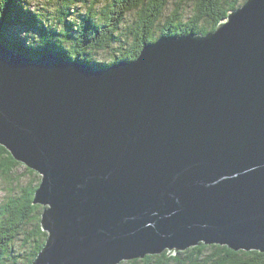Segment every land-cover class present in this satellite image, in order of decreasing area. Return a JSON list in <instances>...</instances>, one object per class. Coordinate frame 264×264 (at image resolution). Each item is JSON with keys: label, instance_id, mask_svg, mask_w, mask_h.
I'll return each mask as SVG.
<instances>
[{"label": "water", "instance_id": "obj_1", "mask_svg": "<svg viewBox=\"0 0 264 264\" xmlns=\"http://www.w3.org/2000/svg\"><path fill=\"white\" fill-rule=\"evenodd\" d=\"M0 144L40 175L31 264L264 252V0L104 69L0 42Z\"/></svg>", "mask_w": 264, "mask_h": 264}, {"label": "trees", "instance_id": "obj_2", "mask_svg": "<svg viewBox=\"0 0 264 264\" xmlns=\"http://www.w3.org/2000/svg\"><path fill=\"white\" fill-rule=\"evenodd\" d=\"M244 1L0 0V42L20 52L24 48L33 57L58 49L70 59L104 69L133 60L145 43L161 35L213 31ZM96 58L101 61L94 62ZM39 181L36 171L0 144V264H31L45 242L47 233L40 225L44 206L32 202ZM123 263L264 264V252L200 243L172 256L164 251Z\"/></svg>", "mask_w": 264, "mask_h": 264}, {"label": "rangeland", "instance_id": "obj_3", "mask_svg": "<svg viewBox=\"0 0 264 264\" xmlns=\"http://www.w3.org/2000/svg\"><path fill=\"white\" fill-rule=\"evenodd\" d=\"M131 16V14H129L128 15V17L129 18H131L130 17ZM101 60L99 59V58H96V61H94V62H96V63H99ZM20 162V161H19ZM22 163V162H21ZM23 164V163H22ZM2 186H3V184L2 183H0V198L2 197V195H3V192H2ZM202 243V242H201ZM15 245L17 246V245H19V240H16V242H15ZM196 246V245H195ZM164 252V251H163ZM123 264H125V263H123Z\"/></svg>", "mask_w": 264, "mask_h": 264}, {"label": "bare ground", "instance_id": "obj_4", "mask_svg": "<svg viewBox=\"0 0 264 264\" xmlns=\"http://www.w3.org/2000/svg\"><path fill=\"white\" fill-rule=\"evenodd\" d=\"M46 47V46H45ZM28 170V169H27ZM32 181V180H31ZM40 182V181H39ZM17 196V195H16ZM18 201V200H17ZM19 202V201H18ZM39 211V210H38ZM27 228V227H26ZM28 230V229H27ZM24 233V232H23ZM28 233V232H27ZM15 234V233H14ZM7 244V243H6ZM128 263V262H127ZM131 263V262H130Z\"/></svg>", "mask_w": 264, "mask_h": 264}]
</instances>
